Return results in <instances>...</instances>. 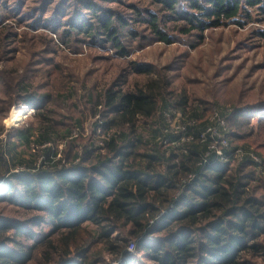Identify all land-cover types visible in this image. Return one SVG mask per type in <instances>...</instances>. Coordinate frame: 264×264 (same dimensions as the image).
<instances>
[{
  "label": "trees",
  "instance_id": "obj_1",
  "mask_svg": "<svg viewBox=\"0 0 264 264\" xmlns=\"http://www.w3.org/2000/svg\"><path fill=\"white\" fill-rule=\"evenodd\" d=\"M263 21L264 0H0V203L30 213L0 215V264H264V99L193 95L126 58ZM19 26L114 56L76 74L34 33L30 60L53 57L22 67ZM13 107L33 111L6 128Z\"/></svg>",
  "mask_w": 264,
  "mask_h": 264
},
{
  "label": "rangeland",
  "instance_id": "obj_2",
  "mask_svg": "<svg viewBox=\"0 0 264 264\" xmlns=\"http://www.w3.org/2000/svg\"><path fill=\"white\" fill-rule=\"evenodd\" d=\"M262 28L264 21L253 22L244 27L228 25L208 29L204 32L201 44L196 45L195 48H189L184 43L164 45L154 42L143 48H136L126 58L153 62L157 67L165 68L173 76L176 85L180 87L185 85L193 95L207 96L219 93L230 99L240 96L245 98L244 102L255 103L264 99V39L255 36V31ZM16 29L20 33L26 32L14 44L10 57L14 56L22 67L30 61L28 64L30 68H44L47 67L48 60L53 57L51 54L40 53L34 60L33 57L32 61L30 60L28 53L31 45H36L34 40L30 39L31 34L34 33L53 38L56 46L55 62L62 68L73 69L76 74H84L93 67L90 57L113 55L109 47L102 48L91 43H86L78 52H73L64 47L58 36L52 32L43 29L34 31L26 26H19ZM43 50L44 47L41 52ZM40 62L42 64H39ZM20 111L22 114L18 121L12 124L13 116ZM32 111L13 107L1 122L6 128L10 125L17 126L18 123L27 120ZM251 123H255L254 120ZM83 125L87 130L88 120ZM29 214L17 206L0 203V215L21 219ZM138 258L142 263L147 262L142 256ZM26 264H37V262L33 259Z\"/></svg>",
  "mask_w": 264,
  "mask_h": 264
},
{
  "label": "built area",
  "instance_id": "obj_3",
  "mask_svg": "<svg viewBox=\"0 0 264 264\" xmlns=\"http://www.w3.org/2000/svg\"><path fill=\"white\" fill-rule=\"evenodd\" d=\"M25 114V113H24ZM18 120H15V121H13L12 122V124H14L15 122H17ZM75 136V135H74ZM221 143L222 144H225L226 143V141L224 140V139H222L221 140ZM217 153L218 154H220V151L219 150H217ZM235 153H236V156H239L240 154H241V151H240V149H237L236 151H235ZM134 247H133V244H130L129 246H128V252H133L134 251V249H133ZM111 264H115V262H111Z\"/></svg>",
  "mask_w": 264,
  "mask_h": 264
},
{
  "label": "bare ground",
  "instance_id": "obj_4",
  "mask_svg": "<svg viewBox=\"0 0 264 264\" xmlns=\"http://www.w3.org/2000/svg\"><path fill=\"white\" fill-rule=\"evenodd\" d=\"M22 112L16 113L15 116H13L14 121L18 120V118L21 116Z\"/></svg>",
  "mask_w": 264,
  "mask_h": 264
}]
</instances>
